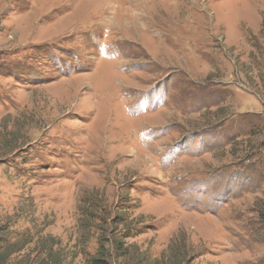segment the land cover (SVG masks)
<instances>
[{"label": "rangeland", "instance_id": "obj_1", "mask_svg": "<svg viewBox=\"0 0 264 264\" xmlns=\"http://www.w3.org/2000/svg\"><path fill=\"white\" fill-rule=\"evenodd\" d=\"M0 220L12 264L88 225L122 264H264V0H0Z\"/></svg>", "mask_w": 264, "mask_h": 264}, {"label": "trees", "instance_id": "obj_2", "mask_svg": "<svg viewBox=\"0 0 264 264\" xmlns=\"http://www.w3.org/2000/svg\"><path fill=\"white\" fill-rule=\"evenodd\" d=\"M0 224H2L1 220ZM88 226L89 227H87L86 232L87 236L80 239L79 241H76L72 248L74 251L77 249V247H80L81 251L73 254L69 262L67 261L66 257L59 258L55 256L54 247L58 246V241L47 236V239L44 238L45 240L40 243V255H42V258L38 264H73V262L78 257H81V259L84 261V264H122V260L124 261L125 259L129 258L131 254L130 248H125L122 243L114 239H108L102 235L98 236V239H95L97 244L96 250L93 253H89L87 250L90 245V240H92V235H94V231L96 229L92 225ZM11 231L14 230L13 226L10 224L6 228L2 229V232L5 234V236L11 234ZM27 240L28 245H33V248L30 251H38V239H36L34 242V237H29ZM0 241H2V239H0ZM9 245L10 246L5 249V254H0V264H12V256L21 251L18 244L12 243ZM1 247L2 246H0V249H2ZM139 263L142 264L141 261ZM31 264L37 263L32 262Z\"/></svg>", "mask_w": 264, "mask_h": 264}]
</instances>
